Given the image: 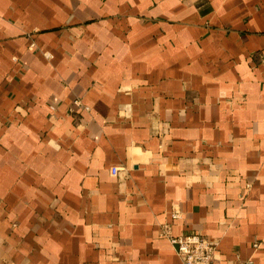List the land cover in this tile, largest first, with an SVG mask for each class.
I'll use <instances>...</instances> for the list:
<instances>
[{
    "label": "crops",
    "instance_id": "obj_1",
    "mask_svg": "<svg viewBox=\"0 0 264 264\" xmlns=\"http://www.w3.org/2000/svg\"><path fill=\"white\" fill-rule=\"evenodd\" d=\"M162 223L264 264V0H0V264H181Z\"/></svg>",
    "mask_w": 264,
    "mask_h": 264
},
{
    "label": "built area",
    "instance_id": "obj_2",
    "mask_svg": "<svg viewBox=\"0 0 264 264\" xmlns=\"http://www.w3.org/2000/svg\"><path fill=\"white\" fill-rule=\"evenodd\" d=\"M117 167L111 168V174L117 175ZM172 220L179 218V212L175 209L171 213ZM160 235L165 237L168 242L175 248L181 264H219L216 259L218 251V243L208 240L198 234H183L173 236L170 223H162L160 225ZM259 243L253 245L254 251L260 248ZM236 264H254L252 258L245 261H239Z\"/></svg>",
    "mask_w": 264,
    "mask_h": 264
}]
</instances>
